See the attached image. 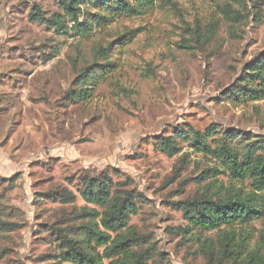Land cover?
<instances>
[{
    "label": "rangeland",
    "instance_id": "374dc122",
    "mask_svg": "<svg viewBox=\"0 0 264 264\" xmlns=\"http://www.w3.org/2000/svg\"><path fill=\"white\" fill-rule=\"evenodd\" d=\"M221 5L157 0L143 15L95 23L82 37L60 0H0V208L21 225L0 235L8 264L57 261L48 226L73 209L96 207L81 196L88 175L109 176L116 187L141 194L130 224L153 235L164 253L155 264H206L198 233L185 231L188 222L169 202L210 182L212 191L251 186L225 174L187 140L179 139L181 151L171 156L158 149L156 137L190 124L204 135L213 126L264 139V96L241 103L226 96L242 81L245 64L264 51V0H248L247 9L235 5L250 15L234 23L223 17ZM37 6L46 16H61L67 30L33 20ZM81 8L88 12L82 22L101 13L89 3ZM110 42L115 69L91 85L90 97L73 96L95 48ZM184 154L186 168L166 183ZM213 167L220 170L216 176L199 183ZM56 188L71 190L76 200L63 204L42 195ZM241 226L253 235L254 247L264 218Z\"/></svg>",
    "mask_w": 264,
    "mask_h": 264
},
{
    "label": "trees",
    "instance_id": "16d2710c",
    "mask_svg": "<svg viewBox=\"0 0 264 264\" xmlns=\"http://www.w3.org/2000/svg\"><path fill=\"white\" fill-rule=\"evenodd\" d=\"M156 2L157 0H60V5L75 23L78 34L88 37L94 30L95 23L106 25L117 17L143 15L155 7ZM84 3L98 7L101 11L90 18L92 22L80 21V17L88 13L81 8ZM221 3V13L229 22H239L250 15L235 7L238 5L247 9L248 0H221ZM61 19L58 14L46 16L38 6L33 16V20L67 30L68 27ZM193 34L198 35V39L205 38L203 33L195 31ZM124 37L125 35L119 38V44ZM112 45L113 42H110L95 48L94 61L78 76L79 82L76 85L80 83V88H77L73 96L79 99L90 97L89 89H94L91 85H96L115 69ZM244 68L242 81L229 88L226 94L239 103L264 96V51L253 61L247 62ZM175 133L176 135L157 136L158 149L172 156L181 151L178 140H187L194 151L216 161L225 174L242 184L249 182L251 186L250 190L231 187L222 191L219 187L212 191L214 182H210L205 186L201 185L202 189L193 195L169 202L173 208L181 211L188 222L185 231L198 233V249L206 264H264V226L259 231L258 242L254 247H251L253 235L245 227H238L264 218V139L252 136L251 133L225 128L219 130L213 126L204 135L190 124ZM209 137L212 140L209 141ZM187 157L188 154L183 155L181 164L174 168L166 183L178 180L188 164ZM217 170V167L208 168L197 181L202 183L207 178L215 177ZM7 181L11 183L12 179ZM82 181L81 196L96 207L73 209L69 215L49 224V231L58 249L54 256L57 261L50 264H155L158 256H164L152 234L143 233L130 224L131 216L138 211L137 201L142 197L136 188L122 185L116 187L109 176L88 175ZM185 183L186 180L180 182L178 192H184ZM42 195L63 204L76 200L74 192L67 188H56ZM8 215L0 208V235L21 227L18 222L8 219ZM206 232H217V235L209 238L205 236ZM5 256L6 250L0 249V264H8Z\"/></svg>",
    "mask_w": 264,
    "mask_h": 264
}]
</instances>
